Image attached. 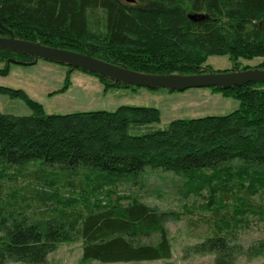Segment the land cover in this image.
I'll list each match as a JSON object with an SVG mask.
<instances>
[{
    "label": "trees",
    "instance_id": "1",
    "mask_svg": "<svg viewBox=\"0 0 264 264\" xmlns=\"http://www.w3.org/2000/svg\"><path fill=\"white\" fill-rule=\"evenodd\" d=\"M10 35L148 74L202 73L214 54L235 62L260 57L264 69V0H0V36ZM0 61V76H6L12 64H33L34 57L0 49ZM75 69L96 76L106 89L137 88ZM68 84L66 77L61 91ZM211 89L236 99L238 107L159 128L160 110L153 106L47 113L25 90L0 85V94L31 109L28 115L0 112L1 168L39 180L68 177L71 187L63 196L39 191L47 208L36 215L23 198L9 197L14 192L3 197L0 180V264H46L60 243L76 239L82 240V262L170 258L167 223L179 213L114 190L142 184L151 170L182 175L197 193L208 188L203 212H210L202 219L209 232L192 245L194 253L213 254L210 264L264 258V237L244 245L235 216L264 191V83ZM76 176L78 184L70 178ZM218 193L241 200L232 214L216 208Z\"/></svg>",
    "mask_w": 264,
    "mask_h": 264
},
{
    "label": "rangeland",
    "instance_id": "2",
    "mask_svg": "<svg viewBox=\"0 0 264 264\" xmlns=\"http://www.w3.org/2000/svg\"><path fill=\"white\" fill-rule=\"evenodd\" d=\"M263 58L243 59L233 61L228 55L214 54L207 56L202 73H216L246 69H262L258 64ZM3 62L0 61V67ZM174 74V73H172ZM199 74V73H197ZM66 77L69 84L62 90ZM0 85L21 88L30 98L42 104L47 113H67L76 110H114L120 105L153 106L160 110V121L157 127L164 128L171 120L177 118H195L205 115H223L238 107V101L223 96L220 92L210 88H189L182 91H169L164 88L149 89L137 87L135 90L123 88L106 89L100 80L87 72L65 65L47 61L34 60L33 64H12L8 75L0 76ZM0 112L13 115H28L31 109L20 99H12L0 94ZM16 175L15 180L0 177L2 193L15 200H24L28 212L39 215L47 205L38 199L39 191L43 194L55 192L63 196L69 194L71 187L67 185L68 177L54 178V181L39 180L27 171L18 173L15 168L2 169L0 173ZM78 184L81 176L70 177ZM146 179L142 184H118L114 187L120 196H137L141 201L157 206L163 210L179 213V219L167 223L171 244V257L163 260L140 262L102 263L99 261L82 262V240L60 243L56 250L49 253L46 264H210L213 254H196L192 245L208 235L209 228L202 219L204 207L208 202V188L200 193L189 190L182 175L170 172L151 170L146 172ZM69 179V180H71ZM47 181V182H46ZM56 183L53 186V183ZM215 186H221L216 184ZM38 190V191H36ZM43 190V191H41ZM55 190V191H54ZM217 194V193H216ZM216 195V208L229 214L235 210L240 201L233 200L230 195L221 199ZM243 201V200H242ZM50 201L46 200V203ZM245 203V201H243ZM252 206L244 208L242 214L235 211L241 226L239 239L244 244L264 237V191L251 198ZM247 204V203H246ZM247 207V206H246ZM210 211H207L209 213ZM8 264H25L9 262ZM234 264H264V258L248 259L238 257Z\"/></svg>",
    "mask_w": 264,
    "mask_h": 264
},
{
    "label": "water",
    "instance_id": "3",
    "mask_svg": "<svg viewBox=\"0 0 264 264\" xmlns=\"http://www.w3.org/2000/svg\"><path fill=\"white\" fill-rule=\"evenodd\" d=\"M0 49L33 56L35 61L44 59L59 64H66L72 68H81L109 77L114 81L149 89L164 88L169 91H182L189 88H210L214 86L229 88L242 86L252 81L264 83V69L256 68L199 74H148L130 70L85 53L43 45L38 42L15 38L13 35L8 37L0 36Z\"/></svg>",
    "mask_w": 264,
    "mask_h": 264
}]
</instances>
